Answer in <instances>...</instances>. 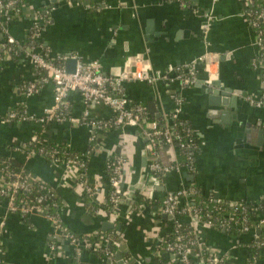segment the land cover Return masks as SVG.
<instances>
[{"label":"crops","instance_id":"1","mask_svg":"<svg viewBox=\"0 0 264 264\" xmlns=\"http://www.w3.org/2000/svg\"><path fill=\"white\" fill-rule=\"evenodd\" d=\"M98 1L83 0L82 4L79 0H25L23 13L5 21V31L0 27V44L8 35L20 47L17 55L0 56V157L10 158L53 187L61 200V218L71 231L83 235L114 230L122 239L120 246H125L123 260H129V264H172L177 258L161 247L174 229L173 219L163 216L156 202L168 192L197 185L200 193L216 202L263 206L259 202L264 199V106H257L263 85L261 71L255 64L262 51L248 14L250 0H194L192 6H183L177 0H105L112 7L97 11L90 4ZM206 13L213 15L207 32ZM37 22L42 28L39 37L24 48ZM41 47L53 57L75 54L84 62L98 60L109 75H114L115 65L123 70L129 57L134 58L130 73L139 64L150 62L153 71L166 73L167 78L156 83L127 80L126 97L132 104L142 105L150 116L171 124L176 95L181 96L180 117L195 134L196 147L186 156L179 148L161 147L162 163L172 168L154 187L151 173L155 167L145 153L146 137L137 127L125 125L105 130L91 148L92 132L83 124L6 119L12 110L24 109L38 118L53 104V82L31 95L24 91V86L40 73L25 51H41ZM206 52L219 54L221 78L215 80L218 86L205 83L206 61L200 57ZM194 61L198 78L185 85L175 70ZM214 95L227 97V104L212 102ZM68 100L70 114L80 116L85 109L80 93L71 92ZM213 107L220 109L215 115L209 111ZM91 113L95 118L113 117L110 107L101 103L93 104ZM35 136L39 143L63 145L88 155L85 177L96 187L93 196L85 192L75 165L56 162L31 150L33 144H38ZM112 154L125 155L121 187L132 194L128 202L123 197L115 210L106 209L110 193L106 167ZM188 156L192 170L188 161L184 163ZM150 187H154L151 198L145 193ZM140 197L147 202L143 207H139ZM102 219L121 224V230L104 231L98 226ZM183 221L200 241L193 254L196 262L225 256L232 264H249L252 232L235 229L237 233L232 234L228 229L209 227L188 216ZM260 229L255 233H264V225ZM0 241V264H73L74 254L65 241L57 251L51 248V223L40 212L22 216L3 202ZM115 261L118 264L116 255ZM259 261L256 259V264ZM80 263L107 264L91 253H86Z\"/></svg>","mask_w":264,"mask_h":264},{"label":"built area","instance_id":"2","mask_svg":"<svg viewBox=\"0 0 264 264\" xmlns=\"http://www.w3.org/2000/svg\"><path fill=\"white\" fill-rule=\"evenodd\" d=\"M75 2L76 0H69ZM84 4L83 0H79ZM172 1V0H167ZM183 6H192L194 0H177ZM254 0H250V7ZM263 6L259 11L254 14L249 10V16L251 17V24L256 29L257 43L259 44L262 55L259 56L255 64L261 71V81L263 85V91L260 98L257 100V106H264V30L258 29L259 23L264 22V0L260 1ZM91 8L98 10L109 9L112 7L105 0H100L96 4H90ZM25 7L24 1L21 0H0V27L5 31V21L10 20L13 16H19L23 13ZM249 7V8H250ZM45 16V15H44ZM206 32L211 28L213 15L211 13L205 14ZM33 39L36 40L41 32L40 23L33 25ZM6 43L1 44L0 50L3 55L9 56L10 54L17 55L16 51L12 50L11 46L5 44L14 43L15 40L11 36H6ZM33 48L26 49V53L31 57L33 63L39 70V76L36 80H33L24 86L26 95L37 93L41 90L42 86L53 82L55 86L53 104L45 108L42 116L36 118L35 115L29 114L27 110H12L6 116L8 120H38L42 123L50 122H66L80 123L89 127L92 135L90 142L94 143L99 138L100 134L112 127L117 126H134L141 130L142 134L147 138L146 153L151 157L155 170L165 174L170 171L172 166L162 163L160 158V148L158 147V139L162 138L164 143L170 148L188 149L196 147L197 141L191 136V130L186 129L184 141L180 132H173L171 127L166 124L163 128H160L155 120H149V113L140 104H132L125 95L124 82L127 80H140L148 83H156L158 80L167 78L166 73L161 71H151L148 75L139 79L128 73L126 78H119L116 75L106 74L101 62L98 60H92L84 62L80 60L75 54H58L51 56L46 48L41 47V51H33ZM69 58L76 59V65L73 72H68L66 68L67 60ZM53 70H56L57 75H51ZM137 70V68H136ZM135 70V71H136ZM134 71V72H135ZM177 78L185 85L193 84L199 75V69L197 62L194 61L186 68H176L175 70ZM186 73V75H183ZM71 92H78L82 96L85 104V109L80 116H74L70 114V103L68 100ZM104 104L112 110L113 117L110 119L95 118L92 116L91 110L93 103ZM182 97L176 95L175 108L172 112V119L181 118L182 113ZM183 124L178 121L175 125ZM35 141L39 143L37 137H34ZM68 151V152H67ZM63 153L69 154V148ZM41 152L44 150L41 149ZM50 158L56 162L66 161L67 164L75 165L83 181H80L85 192L90 196H93L96 187L87 182L85 172L87 169V154L79 153L78 155L65 157V155L59 153V150H53L49 152ZM191 157H186V161ZM127 162L125 155L112 154L107 161L108 180L110 184L109 198L112 203L117 205L123 200L126 192L122 189V177L124 167ZM26 176H32L27 173ZM33 179L41 181V188H46V182L40 178L32 176ZM159 178L153 177V186L158 183ZM30 185L23 178L21 173H15L5 168H0V205L6 203L8 209L12 212L18 213L22 216H30L33 213L40 212L48 217L51 228L53 241L51 248L53 250L59 249L61 242L65 241L73 254L81 260L86 253L98 255L104 259L107 264H117L115 261L116 249L121 245L119 238L115 236V231L105 233L103 231H94L93 233H86L78 235L71 231L68 226L63 222L61 213L49 214L46 212L48 205L58 208L60 212L59 198L55 191L50 194H43L37 192L35 195L31 194L29 200H21L19 193L22 188L30 192ZM154 187L148 188L145 193L151 198V191ZM199 190L192 186L188 188H180L174 191L168 192L163 200L156 201L158 210L164 214L172 216L173 219V233L171 238L164 239V250L168 254L174 255L181 264H232L225 256H218L213 260H208L202 263L196 262L193 259L195 249L200 245L199 238L194 230L190 227L188 230L185 228L186 224L183 218L189 217L190 219H200L209 227H217L231 230L240 229L242 232H252L254 234L252 240V246L264 247V238H259V234L255 233L256 229L261 228L264 225V209L260 212L258 225H254L251 220L254 217H250L247 214L248 207L245 202H237L232 204V210L226 214V216H216L214 210L221 209V204L213 206L197 207L191 201V196L198 193ZM37 202H33L36 200ZM149 198V199H150ZM151 200V199H150ZM213 200V199H211ZM256 209L258 206H255ZM264 206H261L263 208ZM259 212V213H260ZM0 241V253L2 252ZM251 246V247H252ZM250 247V246H249ZM125 264H129V260H124ZM256 264V262H255Z\"/></svg>","mask_w":264,"mask_h":264},{"label":"trees","instance_id":"3","mask_svg":"<svg viewBox=\"0 0 264 264\" xmlns=\"http://www.w3.org/2000/svg\"><path fill=\"white\" fill-rule=\"evenodd\" d=\"M21 1H25V0H21ZM261 0H254L253 4L251 5L250 7V10L251 12L254 14L256 11H259L263 6L261 5L260 3ZM45 18L47 17V15L44 16ZM48 18V17H47ZM1 26V25H0ZM35 28L32 29V31L29 33V36L27 37V40L25 42V44L23 45V47H28V45H32L36 42V40L33 39L32 35H33V31H34ZM258 29H262L264 30V22H260L259 23V27ZM7 41H5L4 43H6ZM6 46H11L12 47V50L10 52H13V51H16V50H19L20 47L18 45L17 42H14V43H11V44H5ZM0 48H1V44H0ZM0 50H3V49H0ZM1 53V51H0ZM1 55H3L1 53ZM183 75H186V73H184ZM149 120H155L157 121V124L160 128H163L166 124H168L170 127H171V130L173 132H180V134H182L183 136V139L184 141L187 140V137H185V131L186 129H190L191 130V133H190V136L195 140L197 141V138L195 136V134L193 133L192 129L190 128V126L188 125V123H186V121L183 119V118H178V119H172V123H168L166 121H164L163 119H159V118H156L154 115L150 116L149 115ZM178 121H181L183 122V124H178V125H175L176 122ZM158 147L161 148V147H166L167 145L164 143L163 139L162 138H159L158 139ZM91 143V142H90ZM94 143H91V148H94ZM41 149L44 150V152H41ZM67 147L61 145H55V144H52V143H40V144H33L31 146V150L34 152V153H38V154H42L44 156H46L47 158H50V154L49 152H53V150H59V153L65 155V157H69L70 154L72 156L74 155H78L79 152H77L76 150H72L69 148V154L67 153H63L65 152V150L67 151ZM192 148H188V149H181V152L184 156L186 155H189V151L191 150ZM68 152V151H67ZM187 161L184 160V163H186ZM192 161H188L187 162V166L189 167V169H193V164L191 163ZM5 168L6 170H11L12 172H15V173H21L23 175V178L27 181V183H29L30 185V192L25 190L24 188H22L20 190V193H19V198L21 200H29L31 197L30 195L33 194L35 195L37 192H41L45 195L47 194H50L51 192H54V189L52 186H50L49 184H45L46 188L42 189L40 186H41V181L39 180H36V179H33L32 176H26L27 174V171L25 169H23L22 167H19L18 165H15L11 160L10 158L8 157H0V168ZM151 175L153 176H156L158 177L159 179H162V177L164 176L163 173H160L159 171L155 170L151 173ZM78 179L79 181H83V177L81 176L80 173H78ZM193 188H196V189H200V187H198L197 185H194L192 186ZM110 191H111V188H110ZM89 196V194H87ZM86 195V196H87ZM110 195V193H109ZM87 196V197H88ZM89 198V197H88ZM36 200H33V202H37V198H35ZM139 201L141 202H138L140 205L139 207H143L142 204H146V200L142 197H140ZM191 201L195 204V206L197 207H205V206H213L216 205V204H221V209L219 210H214V213L216 214V216H219V217H224L226 216V214L228 212H230L233 208L231 206V204H227V203H221V202H216L215 200H211V198L207 197L206 195H204L203 193H196V194H193L191 196ZM59 203H60V206H61V200L59 199ZM260 205H263L264 206V199H262L260 202H259ZM138 205V204H137ZM151 206V205H149ZM106 209H109V210H115L116 208V205L114 203L111 202L110 198L108 199L107 201V204H106ZM259 209H256V207L252 206H248V210H247V214L250 216V217H254L251 222L254 224V225H258V220L260 219L259 216L262 214L260 211L263 208H261V206L258 205ZM46 212L49 213V214H58L60 213L59 212V209L58 208H54L53 206L51 205H48L46 208ZM260 212V213H259ZM204 220V218L202 219ZM185 228L188 230V228H190L189 225L186 224ZM217 228V227H215ZM114 230H111L110 232H113ZM237 233L236 230L234 228H232L231 230L228 231V233ZM93 233V232H92ZM115 236L117 238H119L120 241H122L121 237L119 234H117V232L115 231ZM172 233H173V230L172 232H170V234L165 237L166 238H171L172 237ZM259 238H264V233L261 232L259 233ZM253 245V244H252ZM204 247V244L202 245ZM162 250H164V243H163V246L161 247ZM99 255V254H98ZM125 255V254H124ZM256 259L260 260L259 262L261 264H264V247L260 248L258 246H252L251 249H250V258H249V264H255V261ZM72 263L73 264H81L80 263V260L74 255L73 257V260H72ZM259 263V264H260ZM172 264H181L178 259H174V261L172 262Z\"/></svg>","mask_w":264,"mask_h":264},{"label":"clouds","instance_id":"4","mask_svg":"<svg viewBox=\"0 0 264 264\" xmlns=\"http://www.w3.org/2000/svg\"><path fill=\"white\" fill-rule=\"evenodd\" d=\"M218 55H219L218 53H207L206 52L204 54V56L200 57L201 60L206 61L205 66H204V71L207 72V74H208L207 80L205 81V83L208 86H214L213 82L215 80L221 78L220 63L217 59ZM133 63H134V58L129 57L128 60L125 61L123 70L121 69V67L119 65H115L112 68V72L114 75H116L117 77H119L121 79L126 78L129 71H131V66ZM151 71H152V64L150 62H147V63L139 64V66L137 67V70L135 72H133L132 75L135 76L136 78L143 79ZM51 75H57L59 77L56 70H53ZM224 86H225V84L222 81L220 87L223 88ZM225 99H228V98L225 97ZM209 111L213 115H215L220 111V109L213 107V108H210ZM112 219L114 220L115 217L113 216Z\"/></svg>","mask_w":264,"mask_h":264},{"label":"water","instance_id":"5","mask_svg":"<svg viewBox=\"0 0 264 264\" xmlns=\"http://www.w3.org/2000/svg\"><path fill=\"white\" fill-rule=\"evenodd\" d=\"M75 65H76V59L75 58H69L67 60V64H66L67 71L68 72H73L74 69H75ZM213 85L214 86H218L219 85V82L218 81H214L213 82ZM212 89L213 88H209V90L213 92ZM222 94L225 95L224 93H222ZM211 99H212V102H215V103H218V104H227V101H228L227 99H225V97L221 98V97H219L217 95L212 96ZM93 104L95 105L96 103L94 102ZM145 139L147 141V138H145ZM145 153H146V151H145ZM131 195H132L131 192H126L124 194V201L125 202H128L129 201L128 198ZM163 216L172 218V216L167 215V214H163ZM98 226L101 227V229H103L104 231H108V230H111V229L121 230V224H117L115 222H111V221H107V220H103V219H102V221H100V223L98 224ZM260 230L261 229L258 228L257 229V232H260ZM124 248H125V246L122 245V246H120L118 248V250L116 252V259H117L118 264H125L124 263V260H123V256H122V252H123Z\"/></svg>","mask_w":264,"mask_h":264}]
</instances>
